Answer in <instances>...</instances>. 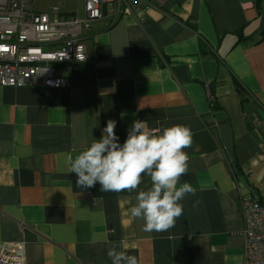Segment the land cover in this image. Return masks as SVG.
I'll return each instance as SVG.
<instances>
[{
    "label": "crops",
    "instance_id": "obj_1",
    "mask_svg": "<svg viewBox=\"0 0 264 264\" xmlns=\"http://www.w3.org/2000/svg\"><path fill=\"white\" fill-rule=\"evenodd\" d=\"M82 42L87 59L57 68L66 90L0 86V243H22L25 264H111L112 242L139 264H243L245 183L264 204L260 1L166 0L99 19ZM109 119L121 144L136 120L191 129L180 182L196 194L168 231L142 230L135 192L82 188L68 173L66 157Z\"/></svg>",
    "mask_w": 264,
    "mask_h": 264
},
{
    "label": "built area",
    "instance_id": "obj_2",
    "mask_svg": "<svg viewBox=\"0 0 264 264\" xmlns=\"http://www.w3.org/2000/svg\"><path fill=\"white\" fill-rule=\"evenodd\" d=\"M166 0H81L82 11L64 12L55 5L41 12L36 0H0V86L69 88L57 73L59 65L87 59L82 42L92 24L115 21L137 7H158ZM264 9V0H259ZM209 104L213 96L207 93ZM156 130V129H151ZM239 210L242 220L243 264H264V204L251 183L244 184ZM0 264H25L22 243H0Z\"/></svg>",
    "mask_w": 264,
    "mask_h": 264
},
{
    "label": "clouds",
    "instance_id": "obj_3",
    "mask_svg": "<svg viewBox=\"0 0 264 264\" xmlns=\"http://www.w3.org/2000/svg\"><path fill=\"white\" fill-rule=\"evenodd\" d=\"M116 121L109 119L100 139L74 155H68V173L77 175L82 188L97 183L102 192H135V203L129 212L142 220L147 233L173 228L183 215L181 201L195 195V189L180 178L189 171V155L184 151L193 142V133L186 125L176 124L151 130L146 121L136 120L121 144L115 132ZM150 184L141 189L144 177ZM111 264H139L138 257L112 242L107 250Z\"/></svg>",
    "mask_w": 264,
    "mask_h": 264
},
{
    "label": "rangeland",
    "instance_id": "obj_4",
    "mask_svg": "<svg viewBox=\"0 0 264 264\" xmlns=\"http://www.w3.org/2000/svg\"><path fill=\"white\" fill-rule=\"evenodd\" d=\"M51 5H55L64 12L78 11L81 13L82 11L81 0H36L35 9L46 12Z\"/></svg>",
    "mask_w": 264,
    "mask_h": 264
},
{
    "label": "trees",
    "instance_id": "obj_5",
    "mask_svg": "<svg viewBox=\"0 0 264 264\" xmlns=\"http://www.w3.org/2000/svg\"><path fill=\"white\" fill-rule=\"evenodd\" d=\"M232 170H233V172H234V174H235V177L238 178L240 172H239L237 166L233 164V165H232ZM253 190H254V192L258 195V193H257V191H256V189H255L254 187H253ZM258 197H259V195H258ZM259 201L261 202L260 198H259Z\"/></svg>",
    "mask_w": 264,
    "mask_h": 264
}]
</instances>
